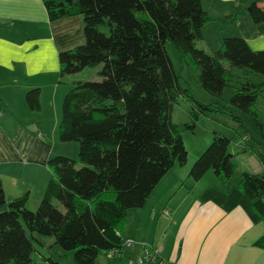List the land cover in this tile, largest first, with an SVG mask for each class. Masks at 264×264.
<instances>
[{"label":"trees","instance_id":"1","mask_svg":"<svg viewBox=\"0 0 264 264\" xmlns=\"http://www.w3.org/2000/svg\"><path fill=\"white\" fill-rule=\"evenodd\" d=\"M43 1L50 22L83 18L86 44L60 53L61 79L102 66V81L77 82L64 97L59 136L62 143H78L79 161L57 156L48 162L52 176L36 211L28 208L29 194L8 200L0 181V264H40L34 241L44 246L46 237L73 251L75 264H98L101 253L116 254L128 244L129 212L145 207L176 164H188L183 134L194 131L202 116L228 115L244 127L236 108L255 122L264 151L258 109L264 82L248 81L225 104H204L181 85L167 45L189 59L203 89L219 99L231 75L223 61L264 78V50H252L242 37L225 38L211 54L197 48L213 21L203 0ZM261 3L254 0L235 16L246 12L264 24ZM40 95V88L27 93L31 111L40 110ZM182 103L190 106L189 121L175 123L174 108ZM230 143L215 132L189 176L200 181L213 170L229 182L238 169ZM238 188L264 222V172H243ZM255 245L264 249V235Z\"/></svg>","mask_w":264,"mask_h":264},{"label":"crops","instance_id":"2","mask_svg":"<svg viewBox=\"0 0 264 264\" xmlns=\"http://www.w3.org/2000/svg\"><path fill=\"white\" fill-rule=\"evenodd\" d=\"M253 1L203 0L213 21L204 27L199 48L211 54L225 38L242 37L252 50H264V24L255 23L246 12L235 16ZM259 1L264 6V0ZM84 44L81 16L50 22L43 0H0V181L8 200L29 194L32 211L39 208L52 176L48 162L66 155L69 146L60 143L58 128L72 85L62 89L66 83L60 77L59 55ZM34 88L41 89L36 112L26 101ZM175 177L183 181L182 175ZM168 202L161 213L162 200L149 212L147 204L134 211L135 234L130 228L124 232L128 243L155 246L160 223L168 228L178 223L171 248L161 249L163 237L156 247L169 264H264V249L255 245L264 235V222L238 184L230 197L212 191L195 197L189 190L174 209ZM146 226L148 235H143Z\"/></svg>","mask_w":264,"mask_h":264},{"label":"rangeland","instance_id":"3","mask_svg":"<svg viewBox=\"0 0 264 264\" xmlns=\"http://www.w3.org/2000/svg\"><path fill=\"white\" fill-rule=\"evenodd\" d=\"M206 7L209 8L207 4ZM197 48H199V45ZM167 50L176 71L182 74L181 85L184 88H190L193 91L195 98L204 104L215 102L225 104L231 98L232 94L236 92L237 88H241V86L248 81H253L255 83L264 82L263 77L251 74L245 69L232 68L227 61H223V66L231 71L230 82L229 86L224 90L223 98H215L203 89L197 76L196 69L189 63V59L186 57L182 59L181 54L171 44L167 45ZM101 69L102 66H98L96 68L86 69L75 75L63 77V81L66 84L62 86V89L67 90L70 85H72L73 88L77 82H101L102 78L99 75ZM67 92H69V90ZM187 109H190V106L185 103L177 105L174 108L172 116L173 121L180 124L188 122L189 114ZM258 109L261 118L264 121V92L263 96L258 101ZM233 113L235 117H239L242 120L244 127H242L240 123L235 121L231 116L209 114L208 116L201 117L194 131L188 130L184 132L183 139L189 152L188 164L185 167L176 164L175 168L166 174L148 199L149 201L146 203L147 212L154 208L158 204V201L162 200V204L158 208L161 213L163 205L166 204L173 195H176L172 203H169L170 201L168 202L169 208L172 207V209H174L178 202L188 195L189 190L193 191L195 197H203L211 191L221 196L228 195L230 197L235 193L238 181L243 172H264V151L263 147L260 145L262 138L256 128L255 122L236 108H233ZM215 132H220L231 139L229 150L230 153L235 154V162L238 164V169L227 183L222 177L216 176L213 170L209 171L200 181H194L191 177L189 178L191 167L197 158H199V156H201V154H203V152H205V150L211 145ZM60 143L62 145H69L65 146L68 147V150L64 153L66 155L60 156H67L69 158L73 155L77 156V149L79 150L77 142ZM246 144L253 145L248 152L244 151ZM74 160L78 162L79 158L76 157ZM176 174L183 176L181 178L183 180L182 182L179 181L180 179L178 177H175ZM166 190L167 196L165 197L164 192ZM134 211L137 210L135 209L129 212L128 225L126 227L130 228L131 235L135 234L133 225ZM178 227V223L171 225L169 228L167 227V224L163 225L160 223L155 246L147 242H143V245L141 244L140 246L135 243L126 244L124 250L119 253H101L98 257V264H138L141 257L145 258V253H154L153 248L158 247L159 239L162 237L163 241L161 249L166 251L171 248L172 244L176 241ZM145 230L146 231L143 232V235H148L147 226ZM137 233L138 232L136 231V234ZM125 234L124 241L127 243L128 241L125 239ZM143 235L140 234V238H142ZM43 241L45 243L44 246L34 241L36 249L35 255L38 263L75 264L73 251L63 250L59 245L54 244L55 239L52 237H46ZM131 241L136 242L134 240ZM146 245L153 246V248ZM161 259L162 258L160 257L159 262H162ZM165 263H168V261L165 260Z\"/></svg>","mask_w":264,"mask_h":264},{"label":"built area","instance_id":"4","mask_svg":"<svg viewBox=\"0 0 264 264\" xmlns=\"http://www.w3.org/2000/svg\"><path fill=\"white\" fill-rule=\"evenodd\" d=\"M131 244V243H128ZM158 252H155L153 254H147L145 253L144 256L145 258L141 257L139 259L138 264H169V263H165L164 259H161L162 262H159V257H158Z\"/></svg>","mask_w":264,"mask_h":264}]
</instances>
